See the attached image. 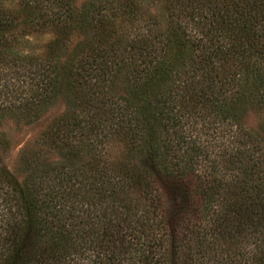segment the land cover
Returning a JSON list of instances; mask_svg holds the SVG:
<instances>
[{
	"label": "trees",
	"instance_id": "obj_1",
	"mask_svg": "<svg viewBox=\"0 0 264 264\" xmlns=\"http://www.w3.org/2000/svg\"><path fill=\"white\" fill-rule=\"evenodd\" d=\"M59 102L0 264H264V0H0V126Z\"/></svg>",
	"mask_w": 264,
	"mask_h": 264
},
{
	"label": "rangeland",
	"instance_id": "obj_2",
	"mask_svg": "<svg viewBox=\"0 0 264 264\" xmlns=\"http://www.w3.org/2000/svg\"><path fill=\"white\" fill-rule=\"evenodd\" d=\"M51 37L50 33H36L32 37V43L37 47L36 51L44 46ZM63 110V104L57 103L50 108L39 120L31 124L13 123L7 120L0 126V131H4L9 138L10 148L3 155L4 160L12 166L20 154L21 150L30 145L33 140L38 139L40 133L51 123V121ZM246 124L255 127L257 119L254 115L246 116Z\"/></svg>",
	"mask_w": 264,
	"mask_h": 264
}]
</instances>
